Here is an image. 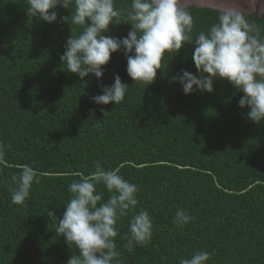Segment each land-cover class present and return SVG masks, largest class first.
<instances>
[{"label":"trees","instance_id":"1","mask_svg":"<svg viewBox=\"0 0 264 264\" xmlns=\"http://www.w3.org/2000/svg\"><path fill=\"white\" fill-rule=\"evenodd\" d=\"M188 9L196 30L216 21L214 9ZM26 11L27 0H0V264H67L78 254L47 213L62 218L68 186L97 161L138 187L137 211L147 210L154 225L152 240L129 252L127 218L118 223L123 264H179L199 250L211 254L208 264H264V123L246 118L243 93L217 80L211 94L185 95L174 77L182 69L199 75L191 44L166 58L146 89L128 76L122 52L100 80L81 81L60 61L70 25ZM56 11L58 20L70 15ZM256 24L264 28V14ZM130 30L112 25L106 35ZM117 74L130 87L125 100L96 105L100 85L111 86ZM22 165L40 180L26 207L11 202V177ZM178 208L192 217L183 227L174 223Z\"/></svg>","mask_w":264,"mask_h":264},{"label":"clouds","instance_id":"2","mask_svg":"<svg viewBox=\"0 0 264 264\" xmlns=\"http://www.w3.org/2000/svg\"><path fill=\"white\" fill-rule=\"evenodd\" d=\"M70 12L58 20L56 9ZM216 21L203 30H196L193 16L182 0H27V15L48 24L70 25L71 34L60 56L67 72L85 81L94 76L100 80L104 66L112 54L122 52L127 59V74L135 86L153 84L164 61L178 54L185 45H194L192 60L198 76L188 70L174 77L185 95L196 91H214V83L224 80L243 95L241 109L248 108L246 118L264 123V28L249 18L241 0L214 9ZM128 24L126 37L106 35L110 26ZM101 95L93 97L96 105H120L129 91L121 77L114 76L111 86L101 84ZM101 112L107 116L105 109ZM0 145V160L4 159ZM11 202L26 207L38 173L29 165L11 177ZM107 192L105 199L104 192ZM62 218L48 210L47 217L55 224V233L65 239L69 249L78 250L67 264H123L117 250L118 223L127 218L126 247L134 252L152 240L153 222L149 212L139 205L138 187L119 174V169L106 170L99 161L88 176L73 180ZM131 213V215H130ZM192 217L178 208L174 223L183 227ZM211 254L199 250L179 264H208Z\"/></svg>","mask_w":264,"mask_h":264},{"label":"water","instance_id":"3","mask_svg":"<svg viewBox=\"0 0 264 264\" xmlns=\"http://www.w3.org/2000/svg\"><path fill=\"white\" fill-rule=\"evenodd\" d=\"M182 3L188 8L215 9L217 6L230 4L231 0H182ZM241 7L247 9L250 15L254 14L255 23L264 14V0H241Z\"/></svg>","mask_w":264,"mask_h":264}]
</instances>
